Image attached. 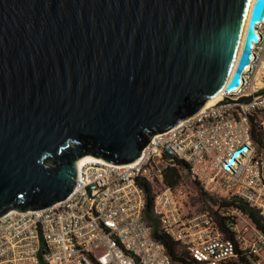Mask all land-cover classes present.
<instances>
[{"label":"water","instance_id":"1","mask_svg":"<svg viewBox=\"0 0 264 264\" xmlns=\"http://www.w3.org/2000/svg\"><path fill=\"white\" fill-rule=\"evenodd\" d=\"M251 1L0 0V217L64 200L84 157L136 161L234 89L264 19Z\"/></svg>","mask_w":264,"mask_h":264},{"label":"built area","instance_id":"2","mask_svg":"<svg viewBox=\"0 0 264 264\" xmlns=\"http://www.w3.org/2000/svg\"><path fill=\"white\" fill-rule=\"evenodd\" d=\"M255 32L258 40L238 85L230 91L224 85L215 103L153 136L136 161L114 165L92 159L78 166L64 200L0 217V264H180L172 262L144 219V184L151 188L159 231L193 259L246 264L239 263L241 255L249 264H264V234L247 214L216 206L233 232L234 241L227 240L214 215H184L164 184L165 170L183 162L184 173L205 193L242 202L264 219V19ZM256 126L263 145L252 138Z\"/></svg>","mask_w":264,"mask_h":264},{"label":"trees","instance_id":"3","mask_svg":"<svg viewBox=\"0 0 264 264\" xmlns=\"http://www.w3.org/2000/svg\"><path fill=\"white\" fill-rule=\"evenodd\" d=\"M252 138L256 142H258L260 145H263V141L261 139V131L256 126L252 130ZM179 168H169L165 170L164 174V184L166 187L170 188L171 190L175 191L178 186L181 184V181L183 179L184 171L187 169V165L183 162L178 163ZM187 176L188 174L185 173ZM192 180V179H191ZM198 187L200 196L204 199V201L211 202L212 205H215V207L211 210H205L202 212H209L215 217V221L218 223L220 232L224 236L225 239L234 241L233 232L229 229V227L226 224V221L228 220L227 217H221L217 213L216 206H219V208H237L241 212L248 215L251 222L255 225L256 229L259 230L262 234H264V219L253 209H249L245 204L242 202H235L233 200L227 201V200H219L217 198H213L209 194L205 193L199 184L192 180ZM145 193H146V204L144 209V219L145 221L152 227V236L156 240L160 241L165 249L167 254L170 256L172 262L174 263H180V264H201L195 259H193L188 252L181 248L178 243L174 242L170 237L167 235L161 233L158 229L157 220L155 216L153 215V197L151 194V188L149 185L144 184L143 185ZM199 212V213H202ZM43 252V249L41 250V253ZM236 252L239 254L238 250ZM41 255V254H40ZM239 263H246L247 260L245 257L239 255ZM229 264H237L235 262H230Z\"/></svg>","mask_w":264,"mask_h":264},{"label":"rangeland","instance_id":"4","mask_svg":"<svg viewBox=\"0 0 264 264\" xmlns=\"http://www.w3.org/2000/svg\"><path fill=\"white\" fill-rule=\"evenodd\" d=\"M183 175L181 184L174 191L181 212L184 215L190 216L213 209L215 205H212L211 202L204 201L200 196L197 185L185 173ZM212 197L215 198L214 196Z\"/></svg>","mask_w":264,"mask_h":264},{"label":"bare ground","instance_id":"5","mask_svg":"<svg viewBox=\"0 0 264 264\" xmlns=\"http://www.w3.org/2000/svg\"><path fill=\"white\" fill-rule=\"evenodd\" d=\"M252 2V1H251ZM250 9H251V5H250V8H249V11H248V16H249V13H250ZM247 20H248V17H247ZM240 52H241V47L239 49V52H238V55L236 57V60H235V63L233 65V68H232V71H231V74L233 73L235 67H236V64H237V61H238V58H239V55H240ZM218 100V96L215 95L213 98L209 99L204 106H209V105H212L213 103H215L216 101ZM93 158L87 156V157H84L82 158L79 162H78V166L80 165H83L84 163L88 162V161H91Z\"/></svg>","mask_w":264,"mask_h":264}]
</instances>
